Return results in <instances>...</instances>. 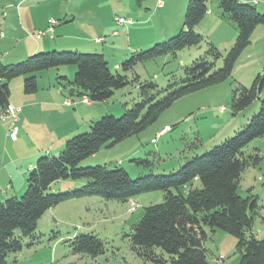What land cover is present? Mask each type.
I'll use <instances>...</instances> for the list:
<instances>
[{"label": "trees", "instance_id": "1", "mask_svg": "<svg viewBox=\"0 0 264 264\" xmlns=\"http://www.w3.org/2000/svg\"><path fill=\"white\" fill-rule=\"evenodd\" d=\"M142 1L136 0L138 5ZM210 1L188 0L180 31L164 43L133 53L120 68L128 71L137 63L200 45L203 38L194 28L206 15ZM216 1L221 18L234 25L237 32L221 68L214 70V62L221 56L211 45L206 55L213 58L212 62L206 58L195 60L183 69L181 77L172 76L164 88H158L152 81L138 83L137 77L140 100L125 109L121 117L107 115L93 121L86 133L68 139L57 156L39 157L26 177L27 186L21 197L0 202V264H7L9 254L20 252L23 239L33 236L38 220L61 203L88 197L123 203L155 191L164 193L163 203L146 208L129 236L131 249L144 262L208 264L203 242L209 235L222 231L236 239L238 264H264V235L257 239L252 234L260 209L258 198L253 195L242 198L237 193L241 175L261 161L257 151L245 154L244 149L264 136V98L260 100L258 113L247 125L205 154L186 161L176 173L150 174L132 180L118 167L78 168L80 162L102 148L113 147L142 133L178 99L220 84L231 76L237 59L250 45L254 30L264 25V13L258 12L255 5L238 0ZM65 66L76 68L73 81L66 76L56 78L67 97L104 102L115 90L129 84L124 75L110 71L103 54L38 52L18 64L0 63V109L9 104V83L14 79L22 77L23 94L32 95L38 91V73ZM263 89L264 74L257 75L250 89H236L230 102L232 113L248 108ZM137 163L145 168L153 167L148 160ZM68 180H83L85 184L64 193L49 192L54 183ZM262 223L264 228V219ZM71 247L74 253L91 257L104 253V243L91 234L76 236Z\"/></svg>", "mask_w": 264, "mask_h": 264}, {"label": "rangeland", "instance_id": "2", "mask_svg": "<svg viewBox=\"0 0 264 264\" xmlns=\"http://www.w3.org/2000/svg\"><path fill=\"white\" fill-rule=\"evenodd\" d=\"M11 1L0 0V15L5 12L8 20L12 16L15 19L12 27L15 31H21V18L18 19L16 9L6 7ZM258 1L255 9L264 13V0ZM159 2L162 3L160 8L157 7ZM187 2L188 0H143L138 5L136 0H27L20 7V11L25 10L29 17L47 15V18L59 20L56 25H61L64 32L68 30L71 37H59L58 40L79 45L77 48L59 52L103 54L110 71L127 78V86L115 90L107 101L95 103L100 106L102 113L97 121L107 115L119 118L125 109L137 103L140 100L138 83L152 81L158 88H164L173 77H181L183 69L195 60L206 58L212 62L213 58L206 55L211 45L221 56L215 60L214 70L221 68L223 57L232 47L237 32L234 25L223 20L221 16L218 17L216 0L208 3L211 15H205L194 28L203 38L200 45L184 48L175 54L160 56L152 61L137 63L128 71L120 68L133 53L164 43L176 35L182 28ZM119 17L130 18L131 24L117 25L116 20ZM71 22L73 26L65 27L72 24ZM257 28L250 45L241 53L226 81L178 99L142 133L113 147L102 148L94 159L80 162L78 168L99 165H105L109 169L118 167L125 170L132 180L150 174L169 175L176 173L186 161L205 154L232 137L258 113L260 100L264 98L263 89L258 99L248 108L237 114L231 111L232 93L240 88L250 89L257 75L264 74V25ZM39 32L45 30L40 29L36 34ZM51 34L44 33L46 37ZM80 34L82 36L77 39L76 36ZM96 37L101 38L96 41L100 43H95ZM61 68L71 70L68 79L73 81L76 68ZM137 77L138 83L135 81ZM165 125H168V128H165ZM158 128L160 135L156 136L154 132ZM87 131L88 127L80 134ZM254 148H258L256 154L261 161L257 166H251L244 171L237 193L242 198L249 195L258 198L260 209L254 219L252 233L261 239L264 235V136L252 141L244 149V153L251 154ZM144 160L153 163V167L145 168L137 163ZM58 182L50 187L51 194L79 189L84 185H79V182L85 181ZM63 182L74 185L70 189L67 188L68 190L61 189L60 184ZM172 192L175 193L174 190ZM20 197L21 195L17 198ZM163 201L164 193L155 191L123 203L106 201L100 197L61 203L44 213L37 222L33 236L23 239L20 252L8 255L7 264H152L144 262L131 249L129 236L133 227L141 220L144 210ZM131 202L136 205L134 211L129 212ZM258 229L262 231L261 234ZM216 232L203 242L207 263H239L240 256L235 248L236 239L222 231ZM83 234L97 236L104 243V253L97 257L74 253L71 242L76 236ZM220 256L223 258L220 259Z\"/></svg>", "mask_w": 264, "mask_h": 264}, {"label": "crops", "instance_id": "3", "mask_svg": "<svg viewBox=\"0 0 264 264\" xmlns=\"http://www.w3.org/2000/svg\"><path fill=\"white\" fill-rule=\"evenodd\" d=\"M25 1L27 0H12L11 3L6 5L7 8L16 9L18 19L21 18V22H19L21 31H15L12 27L15 22L12 16L8 20L5 12L0 15L1 64L12 65L38 52L73 49L79 46L66 44L67 42L58 40L59 37H71L68 30L67 32L63 31L61 25H55L49 37H46L48 33L41 37L31 36L32 34L35 35L36 31L40 29L46 30L48 21L54 18H47V15L29 17L25 10L20 11V7ZM218 14V17L221 16L220 10ZM206 15H211V11L208 10ZM219 20L222 21L220 18ZM55 21L59 22V20ZM71 26H73V23L67 24L65 27L69 28ZM256 29L258 28L256 27ZM256 29L251 39L257 31ZM79 36L82 35H77L76 38H80ZM98 40L100 41L101 38L96 37L95 43H100L96 42ZM70 71L67 68H59L38 73L36 75L38 91L32 95L23 94L22 77L9 83V104L19 108V113L15 141L6 136L8 122H0V200L22 195L27 186L26 177L34 167L37 159L41 156H57L68 139L85 130L91 122L96 121L102 114L101 108L97 104L86 98L83 101V99L67 97L66 93L62 91V88L56 82V78L58 76L69 78ZM164 127L168 128V125ZM158 130L159 128L154 132L156 136L160 135ZM253 151H258V148H254ZM96 155L88 159H94ZM79 183V185L85 184V182ZM73 185L69 182H63L60 184V188L68 190ZM258 232L262 233L259 229ZM255 237L260 238L257 235Z\"/></svg>", "mask_w": 264, "mask_h": 264}, {"label": "built area", "instance_id": "4", "mask_svg": "<svg viewBox=\"0 0 264 264\" xmlns=\"http://www.w3.org/2000/svg\"><path fill=\"white\" fill-rule=\"evenodd\" d=\"M238 2L241 3H248L252 5H257L259 3L258 0H238ZM157 6L160 7L161 3H157ZM117 25L123 26V25H129L131 24V19H126L119 17L116 20ZM56 25V21L54 19H50L48 21V27L45 30V32H39L33 36L39 37L43 36L44 33H51L53 30V27ZM68 104V103H67ZM18 113H19V108H14L12 105L8 104L4 109L0 110V122H8V129L6 130V136L12 140H16V135H17V122H18ZM130 207L128 209L129 212L134 211L135 209V202L129 203ZM222 259V257L220 258Z\"/></svg>", "mask_w": 264, "mask_h": 264}]
</instances>
